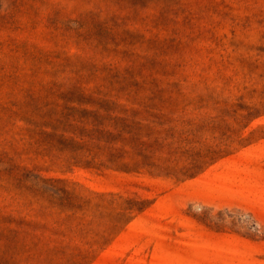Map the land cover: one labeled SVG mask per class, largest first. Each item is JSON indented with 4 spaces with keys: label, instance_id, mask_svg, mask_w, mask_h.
<instances>
[{
    "label": "rangeland",
    "instance_id": "rangeland-1",
    "mask_svg": "<svg viewBox=\"0 0 264 264\" xmlns=\"http://www.w3.org/2000/svg\"><path fill=\"white\" fill-rule=\"evenodd\" d=\"M0 264H264V0H0Z\"/></svg>",
    "mask_w": 264,
    "mask_h": 264
}]
</instances>
